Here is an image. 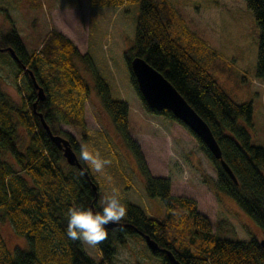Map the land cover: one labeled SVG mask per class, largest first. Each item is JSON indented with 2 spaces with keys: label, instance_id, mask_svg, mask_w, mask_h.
Instances as JSON below:
<instances>
[{
  "label": "trees",
  "instance_id": "obj_1",
  "mask_svg": "<svg viewBox=\"0 0 264 264\" xmlns=\"http://www.w3.org/2000/svg\"><path fill=\"white\" fill-rule=\"evenodd\" d=\"M123 1L90 0V3L118 7ZM131 1L139 8L135 44L124 55L142 106L149 113L166 115L189 129L169 109L157 110L147 104L130 66L135 55L143 56L163 72L208 122L224 160L238 179L233 180L220 160L189 129L216 168L215 188L233 197L264 231V145L251 142L246 125L252 123V103L235 100L222 87L208 69L216 52L175 16L168 0ZM246 1L261 28L257 74L264 77V0ZM41 44L39 52L29 53L15 28L0 33V48H6L0 51L13 56L7 49L12 48L18 56V60L14 59L18 73L27 77V89L22 87V99L18 102L4 91L0 80V224L8 220L16 233L26 236L28 241L27 248L16 247L12 253L0 230V264H114V242L123 243L132 233H140L144 238L148 235L159 244L152 253L162 264H174L168 250L182 264H264V247L259 238L221 236L214 231L209 217L197 209L194 198L172 193L170 177L150 172L140 145L129 131L128 103L111 96L88 52H80L70 37L55 28L47 32ZM77 57L93 71L103 107L119 135L134 151L145 177L147 194L160 197L165 205L163 216L158 218L136 203L122 201L127 214L119 225L107 227L108 238L98 247L99 261L80 242L67 237V210L78 206L99 211L103 194L84 161L80 160L88 174L76 165L65 168L63 152L40 117L42 113L53 133L65 134L80 155L82 144L56 123L57 114L61 113L87 136L85 103L90 88L78 68ZM30 71L45 89L43 100L38 98Z\"/></svg>",
  "mask_w": 264,
  "mask_h": 264
},
{
  "label": "rangeland",
  "instance_id": "obj_2",
  "mask_svg": "<svg viewBox=\"0 0 264 264\" xmlns=\"http://www.w3.org/2000/svg\"><path fill=\"white\" fill-rule=\"evenodd\" d=\"M168 1L189 31L216 52L208 69L222 87L235 100L252 103V123L245 122L251 142L264 145V77L257 74L261 28L254 11L246 0ZM138 10L131 0H124L118 7L93 6L90 0H0V33L15 28L29 53L39 52L51 28L70 37L80 52L90 54L111 96L128 103L129 131L140 145L150 172L170 177L172 193L194 198L197 209L209 217L214 231L221 236L262 239L264 231L253 218L233 197L215 188L216 168L197 137L179 121L149 113L142 106L124 55L135 44ZM76 62L90 88L85 103L87 136L61 113L57 114V126L73 135L82 147L111 161L101 173L91 170L103 195L115 189L124 203H136L161 218L164 202L147 194L136 155L103 107L93 71L81 58L77 57ZM18 71L13 56L0 51L1 85L17 102L22 99V87L27 89V77ZM21 133L26 141L27 134L24 130ZM62 162L69 167L65 157ZM0 230L12 253L16 247H28L26 236L16 233L8 220L0 224ZM82 245L94 260L101 259L98 247ZM114 246V264H162L140 233L129 234L125 242L115 241Z\"/></svg>",
  "mask_w": 264,
  "mask_h": 264
},
{
  "label": "water",
  "instance_id": "obj_3",
  "mask_svg": "<svg viewBox=\"0 0 264 264\" xmlns=\"http://www.w3.org/2000/svg\"><path fill=\"white\" fill-rule=\"evenodd\" d=\"M5 49L6 48H0V50ZM7 49L12 52L13 58L18 60V56L15 54L14 50L10 47ZM130 66L137 80L139 91L141 92L147 104L157 110H162L164 108L169 109L205 143L213 156L220 160L224 169L230 174L233 180L238 182L233 170L223 158L222 149L210 125L199 114L194 106H192V104L186 99L180 90L164 75L163 72L150 64L143 56H133L130 61ZM30 75L32 77L33 84L37 89L38 98L42 100L45 99L46 92L44 87L38 83L32 71H30ZM40 117L52 140L62 150L66 161L70 165L78 166L84 174H88L87 169L81 163L70 139L60 133H53L50 125L45 120L42 113H40ZM94 187H96L95 184ZM117 225L110 224L107 227L112 228ZM145 240L151 251H155L159 248V244L150 236L146 235ZM260 242L264 247V237L260 239ZM167 253L174 264H182L178 259L175 258L171 251L168 250Z\"/></svg>",
  "mask_w": 264,
  "mask_h": 264
},
{
  "label": "clouds",
  "instance_id": "obj_4",
  "mask_svg": "<svg viewBox=\"0 0 264 264\" xmlns=\"http://www.w3.org/2000/svg\"><path fill=\"white\" fill-rule=\"evenodd\" d=\"M79 159L84 161L95 173H101L111 164L109 159L98 152L82 147ZM100 210L70 207L67 210L66 235L72 241H78L92 248L99 247L108 238V225H117L126 216L127 209L119 192L113 189L103 195Z\"/></svg>",
  "mask_w": 264,
  "mask_h": 264
}]
</instances>
